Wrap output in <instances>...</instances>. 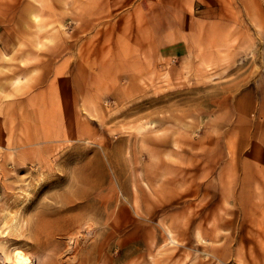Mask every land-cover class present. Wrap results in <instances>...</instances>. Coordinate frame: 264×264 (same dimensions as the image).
<instances>
[{
  "label": "rangeland",
  "instance_id": "rangeland-1",
  "mask_svg": "<svg viewBox=\"0 0 264 264\" xmlns=\"http://www.w3.org/2000/svg\"><path fill=\"white\" fill-rule=\"evenodd\" d=\"M241 1L214 2L204 17L238 14L230 48L190 46L172 81L176 58L149 47L148 0H0V45L3 23L27 5L42 10L31 39L86 41L99 58L85 91L76 84V114L28 145L7 137L0 48V264L14 250L33 264H264V114L246 140L227 142L235 95L251 83L264 92L263 18L246 33ZM194 9L203 19L202 3ZM75 115L86 125L74 136Z\"/></svg>",
  "mask_w": 264,
  "mask_h": 264
},
{
  "label": "crops",
  "instance_id": "crops-1",
  "mask_svg": "<svg viewBox=\"0 0 264 264\" xmlns=\"http://www.w3.org/2000/svg\"><path fill=\"white\" fill-rule=\"evenodd\" d=\"M13 1L17 2L18 0ZM221 1L148 0L150 12L147 26L149 47L153 50L155 57L158 54V49L162 51L165 49L168 53L166 56L177 60L167 67L166 73L170 80L180 81L182 79L184 68L188 64L183 58L188 54L190 46L192 48L202 47V49H208L215 45L223 49L230 48V38L236 31L238 21L234 17H239L238 14H233V16L227 14L226 9L219 8V13L215 14L220 17L218 20L204 19L207 16H214L216 11L211 9L214 6L213 3L216 2L219 6ZM250 1L253 0L241 1L243 2L241 6L245 10L241 15L246 18L244 30L246 33L249 32V27L255 17L259 20L263 18L259 25L261 29H264V7L261 6V10L254 14L249 9V6L250 8L252 6ZM196 2H201L205 8L200 14L203 19H193ZM41 12L42 10L33 12L26 5L23 9L18 10L17 24H14V21L3 23L5 31H11L10 34L5 33L4 43L0 45V48L5 49V63L3 62L6 65V75L3 80L6 106L5 122L6 126L13 130L7 135L11 138V143H13L14 136L26 137L24 144L29 145L36 141L37 134L44 137L45 140L48 139L50 133L55 135L59 128L58 124L68 119L65 114H76L74 105V98L77 97L76 93L78 92L76 84L80 79L85 81L84 90H82L85 91L86 82L90 79L88 76L92 64L90 61L99 59L95 57L97 47H93L92 43L86 41L82 42L80 47H76V42L68 40L53 42L31 39L36 30L40 31L38 28L39 26L41 28V25L38 24L37 27L36 21H40ZM222 17H228V19ZM247 39L249 40L246 37L244 43L246 57L252 52L249 50L253 48L252 42L249 43ZM152 57L148 59V62L152 60ZM118 63H122V61L118 60ZM233 107L235 121L239 122V126L232 129L235 134L231 132L232 134L227 139L231 146L242 143L240 138L244 137L246 140L252 135L254 118H260L261 114H264V92L258 89L256 83H251L235 95ZM59 112H61V116ZM78 122L76 115L71 117L69 125L75 130L74 136L78 128L86 125V121H81L80 124ZM241 129H245V132H239ZM31 137L34 139L31 140ZM158 142L160 143L159 140H154L152 144L158 145ZM163 142L165 144L162 145L167 146L168 138H165ZM159 159L162 160V157ZM159 166L167 168L163 163H160ZM158 167L150 169L149 174L151 176L158 175L157 173L162 171Z\"/></svg>",
  "mask_w": 264,
  "mask_h": 264
},
{
  "label": "bare ground",
  "instance_id": "bare-ground-1",
  "mask_svg": "<svg viewBox=\"0 0 264 264\" xmlns=\"http://www.w3.org/2000/svg\"><path fill=\"white\" fill-rule=\"evenodd\" d=\"M44 229H45V227H44ZM44 229L38 228L37 230L44 231ZM2 262H3V264H33L32 258L29 257L28 255H26L21 250H14L12 252L11 257H6V258L2 259Z\"/></svg>",
  "mask_w": 264,
  "mask_h": 264
}]
</instances>
